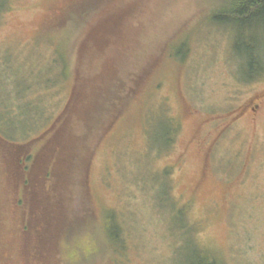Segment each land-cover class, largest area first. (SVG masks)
Here are the masks:
<instances>
[{"label": "rangeland", "instance_id": "rangeland-1", "mask_svg": "<svg viewBox=\"0 0 264 264\" xmlns=\"http://www.w3.org/2000/svg\"><path fill=\"white\" fill-rule=\"evenodd\" d=\"M227 3L0 0V261L45 264L27 238L61 214L41 253L49 240L54 264H189L185 208L210 260L264 264V31L213 21ZM237 44L258 47L262 66L249 71ZM154 61L139 98L113 106L126 110L107 135L83 140L69 179L53 154L72 94L105 75L134 88L127 69Z\"/></svg>", "mask_w": 264, "mask_h": 264}, {"label": "trees", "instance_id": "trees-1", "mask_svg": "<svg viewBox=\"0 0 264 264\" xmlns=\"http://www.w3.org/2000/svg\"><path fill=\"white\" fill-rule=\"evenodd\" d=\"M87 5V4H85ZM84 5V6H85ZM88 4L87 6H89ZM84 6H82L80 9L76 7L75 11L72 13V19L78 23L79 20L81 21L84 16H86V12L84 11ZM80 7V6H79ZM217 24L221 25H230L233 28H237L239 31L243 29L251 30L255 26H261L262 30L264 31V0H228V3L226 5H221L219 9H217L214 12V19ZM258 48V47H257ZM256 49H252L249 47L247 51H242L240 49V44L236 45L237 49V56L240 60L247 59V68L249 71L254 72V68L262 66V63L257 60V52ZM262 50H264V45L261 47ZM259 50V49H258ZM244 52H247L244 54ZM181 55V53H179ZM158 62L154 61L153 65L149 69H138L139 67H136V69H127L131 74H135V85L134 88L127 85L125 80L123 81L121 77L114 78V75H105L102 80L110 82H106V86L104 87L101 82H99L90 92V95L88 94L80 95L77 91L75 92V95L71 97L70 105L66 109L64 115H63V126L64 133H62V130L60 131V136L57 137L56 146L54 150L53 157L56 160V162L64 160L66 162V176L70 177L71 179L72 175H76L78 171H76L75 164L77 161H82L83 155H86L85 148L86 146H82L83 140H88L89 137L97 133V137L100 139H103L109 130L114 125L115 121H117L120 117V115L125 112V110L121 111L120 115H115L114 112H116L114 105L119 103V99L122 100L123 98H135L138 99L139 95L141 94V91L143 89V85L148 82V79L150 77V73L154 68H157ZM246 67V66H243ZM261 69V68H260ZM135 70V71H134ZM241 70H244L243 68ZM113 81V82H112ZM140 91L137 93V91ZM135 96L133 93H135ZM131 93V94H129ZM122 94V95H121ZM82 101L77 106L75 105V108L72 110V106L74 103ZM71 118H74V122L70 124L69 126L66 125L67 121ZM67 120V121H66ZM171 124L168 122L167 126H170ZM172 126V125H171ZM166 138L165 142L170 143L172 141V134L166 132ZM170 145V144H168ZM54 149V147L50 146ZM17 151V150H16ZM79 154V155H78ZM6 158V157H5ZM9 155V159H10ZM52 170V174H53ZM64 172V171H63ZM57 174V171H55V175ZM56 181V178H54V182ZM53 183V181H51ZM164 188L167 192V200L171 207L177 206L176 202L172 200L171 197H169V191L168 187L165 184ZM38 211L43 212V209H39ZM176 215L180 222L184 223V229L186 232L185 237V243H184V250L185 252L190 254V257L188 259L189 264H219L217 260H210V258L206 255L205 251L199 247L198 243L195 241L194 237L192 236L193 232L188 229L189 221L187 219V213L184 208V210L179 209L178 211L175 209ZM47 212H50V209L47 210ZM56 221V222H55ZM54 222V223H53ZM61 222V223H59ZM63 221L61 218V214H58L54 216V221L45 222L43 226V230L46 233V236L50 235L53 232V229H57L58 227L60 230L62 229ZM96 223V222H95ZM95 227V224H93ZM93 227V228H94ZM26 228H29V226H26ZM89 229H92L91 227ZM112 233L111 238H115L116 234ZM59 235H61V232L56 236V239H58ZM46 236H40L37 235V242L36 240H31L33 238H27L28 241H30L29 246L30 249L26 251V253H34L33 258L43 261L45 264H54L55 261H52L51 258H53L51 253V244L50 241L48 242V247L46 248V253L44 255H41L42 248L46 244ZM194 239V240H193ZM64 246V250L67 243L66 241L62 242ZM65 244V245H64ZM204 253H203V252ZM68 255V254H67ZM66 256V255H65ZM67 258V256H66ZM66 258L64 260H66ZM45 259V262H44ZM68 259V258H67Z\"/></svg>", "mask_w": 264, "mask_h": 264}, {"label": "flooded vegetation", "instance_id": "flooded-vegetation-1", "mask_svg": "<svg viewBox=\"0 0 264 264\" xmlns=\"http://www.w3.org/2000/svg\"><path fill=\"white\" fill-rule=\"evenodd\" d=\"M256 108L257 109H259L260 108V106L259 105H257L256 106ZM254 111H256V110H254ZM254 121H255V119H254ZM173 127V130H174V128H175V125H173L172 126ZM0 250H1V247H0ZM14 250H17L18 252L21 250V248L20 247H18V248H16V249H14ZM8 255V253H6V256ZM0 264H6V262H4V261H0Z\"/></svg>", "mask_w": 264, "mask_h": 264}]
</instances>
